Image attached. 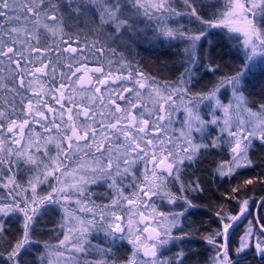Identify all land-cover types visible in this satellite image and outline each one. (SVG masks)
Instances as JSON below:
<instances>
[{
	"label": "snow or ice",
	"instance_id": "obj_1",
	"mask_svg": "<svg viewBox=\"0 0 264 264\" xmlns=\"http://www.w3.org/2000/svg\"><path fill=\"white\" fill-rule=\"evenodd\" d=\"M183 3L188 9L186 13H177L171 8L170 0H0V57L8 62L7 80L0 77V89L14 94L13 101H5V107L0 108V167L6 166L7 172L11 173L6 178L0 176V187L7 190V196L0 197V249H2L0 264H60L61 260H64L65 264H93L92 261L77 259L79 256L89 254L92 246L88 241V234L93 228L101 229L113 240L125 239L123 234L127 230L129 243L133 246L127 264H184L183 250L169 259L164 258L161 249L174 241L183 243L189 236L188 233H183L181 217L195 205L187 197L173 195L167 189L168 178L172 177L179 181L181 165L186 160L194 161L201 149L219 148L222 142L228 145L231 159L222 161L217 166V172L221 177L231 176L237 169L253 166V161L249 157L253 142L258 140L264 145V104L260 105L259 112H253L247 107L248 99L245 92L262 70L256 63V57L264 58V0H226V10L218 14L214 12V19L204 18L201 14L202 6L197 4V0H183ZM141 10H144L145 15L149 10H154L153 15L155 13H160L161 16L164 13L188 15L193 22L201 26L196 30L182 31L180 28L163 25L156 33L157 38L185 41L187 46L183 51L187 62L193 66L200 62L197 55L198 46L202 38H206L209 29L226 28L229 33H239L243 36L244 56L231 65V73L218 78L208 93L196 94L189 100L190 103L192 100H214L215 107L221 109L224 114L221 131L227 133V138L220 136L210 143H195L192 131L203 133L206 122L187 106L185 107L188 116L185 121L187 130L180 133L187 146L180 147L179 152H176L171 138H163L166 133L163 123L166 117L160 113L168 111L165 108L166 104H175L174 96L188 95L189 90L186 85L191 83L195 75L190 67L185 68L174 85L166 82L163 86H158L154 80L148 83L146 81L151 78L145 77L143 73H137L135 87H122L119 94L109 89L108 102H106L101 88L95 85L107 86L110 80L132 81L133 74L130 71L126 77H113L111 72L105 74L102 67L89 68L85 50L96 54L104 52V47L97 49L93 43L85 44L81 49L69 43L62 50L56 48L58 52L79 56V60L75 61L74 70V65L70 62L66 65L69 72H61L62 80H67L68 83L61 82L58 87L45 88L41 77L51 75L54 80L57 70L56 64L45 55L52 49L38 46L42 38H47L45 33L51 36L69 35L65 29L74 27L83 19L85 23L95 25L92 28L93 32L107 25L112 27L114 34L123 36L133 31L135 18L141 14ZM69 39H71L70 35ZM16 45L21 47L18 48ZM32 53L38 55L33 56ZM59 60L60 57H57V61ZM0 63L3 61L0 60ZM261 64L264 65V59ZM205 67L212 71L219 70V66L205 65ZM94 73H100L102 78L94 80ZM86 85L92 86L91 95H85ZM37 88L40 89L39 92L36 91ZM221 89H231L232 99L228 104L221 103L217 96ZM141 90L148 91L149 98L157 107L150 111L143 103L138 105L129 96L124 95V93L134 94L138 100L143 101ZM26 92H32L36 96L35 102L25 95ZM44 95H53L55 104L60 107L58 109L50 107L44 102ZM76 95L81 97L79 103L74 99ZM16 97L20 98L19 106L15 103ZM117 100L125 101L127 107L122 108ZM65 101L72 104V107L66 108ZM96 101H99V106L108 108L109 111L105 113L94 110L97 107ZM40 106L53 114L52 119H49ZM9 108L11 113L8 111ZM138 108L143 111L139 114L133 112V109ZM232 111L247 113V120L241 118L235 131L232 130ZM145 114L155 118L145 119ZM19 116L25 118L19 120L14 118ZM97 116L104 118L99 123L101 129L99 132L97 127L93 126L96 123L94 118ZM56 117L59 118V122ZM29 118L31 123L41 124L42 127L44 122H47L51 127L44 128L46 132L50 133L53 128L57 132L56 137L49 135L42 143L39 139L31 138L26 142L27 148H35L36 153L41 154L40 157L27 151L21 143L25 140L26 130L31 129ZM109 118L114 122L105 125L104 121ZM122 121L125 122L123 126ZM218 121L219 118L213 116V119L207 123L217 124ZM194 123L198 124L195 129H193ZM107 131H110L112 136L123 137L124 144H117L115 150L111 143L106 144L105 141L109 140V136L105 135ZM153 133L159 135L151 138ZM5 136L10 139L12 145L17 146L16 149L7 145ZM53 143L56 147V155L50 156L47 145ZM169 145L172 147H168ZM41 148L44 149L42 153ZM80 153H83V157L91 154L96 167L81 162L70 169L64 163L65 160H73V157ZM96 153H100L101 157L107 154V159L101 163V159L95 157ZM20 161L30 165L29 170L35 172V175L29 176L25 185L17 181L12 167L14 164L18 165ZM138 162L145 163L143 180L136 192L125 196L118 180H122L129 173H132L133 180H136L134 167ZM148 163L152 164L150 173L147 168ZM49 178L55 183H51ZM99 180L111 181L108 187L115 189L117 197L113 199L112 206L119 207L123 202H127L129 209L127 225L115 212L108 215L100 212L97 219L94 207H87L91 196L87 185L95 184ZM254 182L258 181L248 179L244 183L251 185ZM45 183L50 190L46 194H41L37 189ZM190 187L192 191L202 190L198 182ZM186 190V186L181 183L180 191ZM233 192H238V189L234 188ZM159 195L167 198L170 204L183 200V210L171 213L158 212L149 204L151 211L147 214L139 211L141 204H147L152 197ZM73 197L77 198L75 202L80 206L81 212L93 213L91 219L85 220L68 210L67 205ZM52 205L61 206L66 213L64 219L72 225L65 230L64 238L59 240L55 248L47 241L42 242L35 238L40 232L43 217L47 215L49 206ZM261 206H264V198ZM248 212L249 201L243 200L238 215L216 214L222 223V228L204 238L214 249V255L210 258L211 264H241L249 251H252L261 264H264V223H260L259 219L255 225L250 221L249 226L240 236L238 246L231 247L230 230H234L235 222ZM109 216L111 219L108 218ZM13 221H19L20 228L9 236L11 230L8 225ZM152 224L156 226L153 227ZM138 225L144 226L138 227ZM173 229L183 234L173 235ZM216 237H220L221 240L217 241ZM42 243L45 251L36 255ZM95 250L104 255L110 252L111 248H101L97 245ZM65 251H70L72 255L65 257ZM95 264H108V262L100 260Z\"/></svg>",
	"mask_w": 264,
	"mask_h": 264
},
{
	"label": "trees",
	"instance_id": "obj_2",
	"mask_svg": "<svg viewBox=\"0 0 264 264\" xmlns=\"http://www.w3.org/2000/svg\"><path fill=\"white\" fill-rule=\"evenodd\" d=\"M197 4L202 6L201 14L204 18L212 19L214 18V12L218 14L225 9L226 0H197ZM209 5H215V7H209ZM170 6L175 9L177 13H186L188 11L183 0H170ZM153 12L154 10H149L148 14L145 15L144 10H141V14L135 18V28L133 31L131 33H125L123 36L114 34L112 27L107 25L102 29L93 32L92 28H94L95 25L87 24L83 19H81V21L74 27L65 29L66 33L71 36V39H69V35L51 36L50 34L45 33L47 38H42L41 44L38 46L41 48L50 47L52 49L50 53H46L45 55H47L52 63L57 66L54 80L51 75L41 77L45 84V88L47 89L53 86L58 87L61 82L68 83L67 80H62L61 72H69L66 65L70 62L73 63L74 70L76 66L74 60L75 54L58 52L56 51V48L59 47L62 50L69 43H71L73 47L81 49L85 44L91 45L93 43H95L97 49L104 47V52L96 54L85 50L88 57L86 63L89 68L102 67L105 74L111 72L113 77H126L129 75L130 71L133 74L132 81H115L114 83H109L107 87H115V84H117L119 89L124 86L133 88L135 87L134 81L137 73H143L145 77L151 78V80H148V83H151L152 80H154L157 82L158 86H163L166 82L170 85H174L177 79L180 78V74L184 72L185 68L190 67L195 73L192 77L191 83L186 85L190 97L196 96V94L208 93L218 81V78L230 74L231 65L238 62V58L242 59L244 56L241 48L242 45H240L237 35L230 34L223 29L220 30L219 28H213L208 30L206 38H202L200 45L198 46L197 55L200 62L194 66L190 65L187 62V57L183 51L187 46L185 41L179 39L169 41L163 37L157 38L156 33L163 25L172 28H180L182 31L189 29L196 30L201 26L193 22L192 18L188 15L177 16L175 14L164 13L163 16H161L160 13H155V15H153ZM29 27H31V24H29ZM77 36L79 37L78 40ZM233 37L236 38L234 39ZM33 44H35V41H33ZM16 47L19 48L21 46L16 45ZM32 55L36 56L38 54L32 53ZM57 57H60L59 61H57ZM262 59L264 58L256 61L257 65L260 66L262 70L248 85V90L245 92V96L248 99L247 107H250L254 111L260 110V105L264 104V65L261 64ZM0 60L3 61V63H0V69H3V71H0V77H4L5 80H7L8 62L3 57H0ZM205 65H211L213 67L219 66V70H209ZM49 72L51 73V69H49ZM93 78L95 80L102 78V76L100 73H94ZM103 86L104 85H102V87ZM103 88L105 89V87ZM36 91L39 92L40 89L37 88ZM226 91L227 89H221L220 92L217 93L218 98H220L222 102L226 99ZM145 92L147 93L148 91L141 90V95ZM125 94L127 93H124V95ZM25 95L33 99L35 102L36 96L32 92H26ZM65 95H68L67 90H65ZM147 95L148 98L142 95L143 101L138 100L134 94H131L130 99L138 105L143 103L146 108L151 111L155 107L152 106L153 102H151L148 93ZM13 96V93L0 89V108L5 107V101H13ZM105 97L107 100L106 95ZM52 99L53 95H44V102L50 107H52ZM74 99L78 103L81 101H78L76 96ZM124 102L125 101L117 100V103L120 105L122 104V108L127 107L126 102L125 105H123ZM15 103L19 106V97L15 98ZM84 103L86 104L87 102L85 101ZM69 105L72 107V104L69 103L67 106ZM96 105L97 107L94 110L105 112V108L99 106V101H96ZM40 107L41 110L45 111L46 115L49 116V119H52L53 114L48 113L42 106ZM107 110L109 111L108 108ZM8 111L11 113V108H9ZM140 111H143V109H133V112L137 114H139ZM183 113L184 110L180 108L177 109L176 113H173V126L179 127L184 125L185 118L183 117ZM165 114L167 115V112ZM14 118L19 120L25 117L19 116ZM66 118L67 117H65V119ZM144 118L151 119L147 114H145ZM154 118L155 117L153 116V119ZM29 119L31 129L26 130L25 140L21 143L25 146L27 151L40 157L38 153H36L35 148H27L26 141L29 140L30 135L36 134V136L39 137L43 136L45 133H49L46 132L44 128L51 126L47 124V122H44V126L42 127L41 124L31 123V118ZM57 122H59V119H57ZM109 122L114 121L110 120ZM107 123L108 122L106 121L105 125ZM98 130L97 127V131ZM217 131V126L215 124L206 123L203 133L196 132L195 130L192 131V138L194 137L193 141L210 143L214 138L220 136L227 138L226 135L223 133L219 134ZM107 132L110 133V131ZM50 133L53 137L57 136V132L54 128ZM4 139L8 146L16 149L17 146L12 145L7 136H5ZM105 143H111L114 150L116 149L117 144H119L118 141H111L110 139L105 141ZM123 144L124 141L123 143H120V145ZM249 157L253 161L252 167L240 168L231 176L221 177L217 172V166L222 161H228L231 159L228 145L222 142L221 147L219 148H209L207 150L201 149L194 161L186 160L184 164L181 165L179 181L172 177L168 178L167 189L173 195L187 197L195 207L189 208L184 216L181 217L183 233H188L189 236L183 243L174 241L162 248L161 252H163L164 258L172 259L178 252L183 250L185 253L184 264H211L210 258L214 255V249L204 238L211 236L215 231L222 228V223L217 217V213H220L221 216H233L237 213L239 214L241 202L243 200L249 201V212L245 214L241 221L242 223L237 225L234 230H231V247L235 248L238 246L240 235L242 234L241 231L246 222L251 221L253 225H255L257 219H259L260 223H264V206H261L262 198H264V145H262L260 141L256 140L253 142V147L249 151ZM12 167L17 181L22 185L26 184L29 176L35 175L34 171L29 170L31 166L24 164L23 161H20L18 165L14 164ZM8 175H11V173L7 172L6 166L0 167V176L6 178ZM127 177L128 176H125L119 181L125 183L128 179ZM248 179H254L258 182L246 185L244 182ZM49 180L52 183V178H49ZM196 182L199 183V187L202 190H191L190 186H194ZM181 183L186 186V191H180ZM46 184L47 183L40 185L37 191L41 194H46L47 191L50 190L49 187L45 189ZM129 187L130 185L128 183L125 188L128 189ZM234 188L238 189V192L234 193ZM87 190L91 193L89 198L91 207H94L95 205H103L102 207H105V204L116 194V192L105 185V182H101V180L95 184L87 185ZM4 196H7V190L0 187V197ZM157 203L160 206L159 212H168L169 208L171 212H179L182 211L184 207L183 200H179L175 204H170L169 202L164 203V201H157ZM49 208L50 210L47 215L43 217L41 222L40 232L35 238L42 242L47 241L49 245L54 247L56 241L64 233L61 227L64 222L62 214L63 210L59 205H52L49 206ZM238 226H242L241 229H239ZM8 227L11 230L8 234L10 236L11 233L19 230L20 222L13 221ZM183 233L177 229H173V235H182ZM216 239L217 241L221 240L220 237H216ZM88 241L92 246L89 254L79 256L77 259L92 261L93 264L100 260H105L108 264H125L133 251V246L129 243L128 238L123 240H113L99 228H93L90 230ZM97 245L101 248H111V251L101 255L95 250V246ZM44 251L45 249L42 243L39 246L36 255H39L40 252ZM241 264H261V262L252 251H249L248 256L241 261Z\"/></svg>",
	"mask_w": 264,
	"mask_h": 264
},
{
	"label": "rangeland",
	"instance_id": "obj_3",
	"mask_svg": "<svg viewBox=\"0 0 264 264\" xmlns=\"http://www.w3.org/2000/svg\"><path fill=\"white\" fill-rule=\"evenodd\" d=\"M224 10H226V9H224ZM223 10V11H224ZM212 19H214V18H212ZM220 30L221 29H223V30H225V31H228L226 28H219ZM230 34H233V35H237V37H238V39H239V42H240V45H242V53H243V55H244V52H245V49L243 48V36L242 35H240L239 33H230ZM83 49V48H82ZM87 55V54H86ZM259 59H261V57L260 56H257L256 57V61L257 60H259ZM74 60L75 61H78L79 60V56H77V55H74ZM146 82H148V81H146ZM109 83H114L113 81H111L110 80V82ZM109 85V84H108ZM161 86V85H160ZM95 87H99V88H101V90H102V94L105 96H108V90L109 89H111V90H113V91H115V92H117V94H119V91L122 89V88H120L119 89V87H118V85L117 84H115V87H107V86H103V87H105V89L102 87V85H99V84H96L95 85ZM124 87H127V86H124ZM85 88L87 89V91L85 92V95H91L92 94V86H85ZM162 91H163V89H162ZM148 93V92H147ZM147 93L145 92V93H142V95L143 96H146L147 98H148V95H147ZM226 93H227V96H226V99H225V101L224 102H222V100L219 98V100L221 101V103H223V104H228L229 103V101L232 99V92H231V89H227V91H226ZM165 95L167 94V93H164ZM206 94V93H205ZM129 96V98L131 97V95L129 94V93H127V94H125V96ZM190 93H188V95H184V96H182V97H180V96H174L173 97V99L175 100V104H166L165 105V108L168 110L167 111V115L165 114V113H163V115H165V117H166V120H165V128L167 129V132H169V134H168V137L167 138H171V140L173 141V145H175V148H174V151H176V152H179V150H180V147H186L187 145L186 144H184V138L183 137H181V135H180V133H181V131H186L187 130V124L186 123H184V125L183 126H179V127H176V126H173V124H174V120L172 119L173 117H172V115H173V113H176L177 112V109L178 108H180V109H182V110H184V113H183V117L185 118V121L188 119V116H187V113H186V111H185V107L187 106V107H189V108H192V110L194 111V112H196V113H198V115H199V117L203 120V121H205L206 123L208 122V121H211L212 119H213V116H216V117H218L219 118V121H218V123L217 124H215L216 126H217V132L220 134V133H223L224 135H226L227 136V133L226 132H222L221 131V129L223 128V120H224V114H223V112H222V110L221 109H219V108H216L215 107V101L213 100V101H209V100H199V101H197V100H194V101H192L191 103L190 102H187V101H189L190 100ZM193 97H195V96H193ZM106 98V97H105ZM76 99L79 101V100H81V97H80V95H76ZM122 101V100H121ZM106 102H108L107 100H106ZM151 102H153L152 100H151ZM162 102V101H161ZM65 103V107L67 108V107H71L70 105L69 106H67L69 103L67 102V101H65L64 102ZM234 103V102H233ZM204 104V105H203ZM122 105V104H121ZM123 105H125V102H124V104ZM152 106H154V107H156V105H154V103H152ZM151 106V107H152ZM52 107H54V108H56V109H58L59 107H60V105H57V104H55V100H54V98L52 99ZM248 108H250V107H248ZM251 109V108H250ZM252 110V109H251ZM253 112H259L260 110H257V111H254V110H252ZM108 112V110H107V108H105V113H107ZM66 117V116H65ZM231 118H232V123H233V131H235V129H236V125H237V123L239 122V120L241 119V118H243V119H245V120H247V113L246 112H242V111H232L231 112ZM56 119H59L58 117H56ZM81 119H83V117H81ZM95 120H96V123L95 124H93V126L94 127H98V132L99 131H101V129H100V127H99V123H100V121L101 120H103L104 118L103 117H100V116H97V117H95L94 118ZM151 119H153V116H151ZM111 120V118H109V120H106L107 122H109ZM106 121H104V123L106 122ZM123 123H125V122H123L122 121V126H123ZM198 126V124H193V129H195V127H197ZM106 135H108L109 136V139L112 141V140H114V141H118L119 142V140H120V136H112L110 133H105ZM49 135H51V133H45L43 136H36V134L35 135H30V138L31 139H33V140H37V139H39L40 140V142L42 143L43 142V139H45L47 136H49ZM156 136H158V135H156ZM29 138V139H30ZM194 138V137H193ZM194 140V139H193ZM28 141V140H27ZM26 141V142H27ZM195 142V141H194ZM195 143H200V142H198V141H196ZM120 144V143H119ZM27 145V144H26ZM142 147H143V144H142ZM168 147H172V145H169ZM47 149H48V153H49V155L50 156H55L56 155V147H55V144L53 143V144H49V145H47ZM121 150H123V149H121ZM44 151V149L43 148H41V153ZM38 155L39 156H41V154L40 153H38ZM81 157H83V153H80V154H78V155H76V156H74V158H73V160H71V162L69 161V160H65L64 161V163L66 164V165H68L69 166V168L71 169V168H74L75 166H76V164L77 163H81V162H83V163H86V164H88V165H91L92 167H96V165L93 163V156L90 154L89 156H87V157H83V159H81ZM95 157H97V158H100L101 159V163H103L106 159H107V154H105L103 157H101L100 155H99V153H96L95 154ZM45 162H47V161H45ZM115 162V161H114ZM123 168V165L121 164V169ZM147 168H148V170H149V173L151 172V169H152V164L151 163H148L147 164ZM144 171H145V163L144 162H138L136 165H135V167H134V173H135V176L137 177V179L136 180H133V178H132V173H129L127 176V180H126V182L125 183H122V182H120L119 180H118V184H119V187L122 189V191H123V195H125V196H130V195H132V193H134V192H136L137 191V189H138V187H139V185H140V183H141V181L143 180V175H144ZM62 179H68L67 177H62ZM97 182H99V181H97ZM101 182H105V185H107L108 186V184L109 183H111V181L110 180H108V181H104V180H101ZM52 183H55V181L53 180L52 181ZM128 183H129V185H130V187L128 188V189H126L125 187L128 185ZM89 185H92V184H89ZM46 188L45 189H47L49 186H48V184H46V186H45ZM114 192H116L115 191V189H112ZM117 197H116V194L113 196V198L112 199H110L106 204H105V206H107V207H102L101 205H95L94 207V211H95V213H96V215H97V219H98V215H99V213L100 212H104L105 213V215H108L109 213H111V212H115L116 213V215L117 216H120V217H122V222L125 224V225H127V216H128V212H129V209H128V205H127V202L125 201V202H123L119 207H115V206H112V201H113V199H116ZM76 197H73V199H72V201L67 205V207H68V210L69 211H72V212H74L75 213V215H77V216H80L81 218H83V219H85V220H87V219H91L92 218V216H93V213H91V212H81L80 211V206H78L77 204H76ZM157 201H164V203H167L168 202V200H167V198H164L162 195H159V196H156V197H152L151 198V200H149V201H147V204H141V206H140V208H139V211H141V212H144L145 214H147L149 211H151V208H149L148 207V205L150 204V205H152V206H154L155 207V209L159 212V208H160V206H159V204L157 203ZM91 205V202H89L88 204H87V207H91L90 206ZM240 205V204H239ZM99 206H101V207H99ZM61 207V206H60ZM61 209L63 210V212H62V214H63V223H62V225H64V227H62V229H63V231H64V233H65V230L66 229H68V228H71L72 227V225L68 222V221H66L65 219H64V217H65V215H66V213H65V210L61 207ZM169 210V211H168ZM168 210H165V211H168V212H164V213H171V211H170V208L168 209ZM173 212V211H172ZM109 219H111V217L109 216L108 217ZM243 218H244V216H243ZM243 218H242V220H243ZM135 219H139V217H135ZM149 223H151V221H149ZM144 225H138V227H143ZM152 226L153 227H155L156 225L155 224H152ZM249 226V222H246V224H244V227H243V229H242V231H241V235H243V233H244V231H245V229H246V227H248ZM242 227V226H241ZM241 227H239L238 226V228L239 229H241ZM64 233L62 234V236L56 241V243H55V245H54V248H55V246H57L58 245V242H59V240H62L63 238H64ZM138 234V233H137ZM124 236H125V238L127 239H129V234L127 233V230L125 231V233L123 234ZM240 235V236H241ZM68 248L70 249L71 248V245L69 244L68 245ZM72 255V253L70 252V251H65V253H64V256L65 257H69V256H71ZM78 258V257H77ZM60 264H65V261L64 260H61V262H60ZM125 264H127V263H125Z\"/></svg>",
	"mask_w": 264,
	"mask_h": 264
},
{
	"label": "flooded vegetation",
	"instance_id": "obj_4",
	"mask_svg": "<svg viewBox=\"0 0 264 264\" xmlns=\"http://www.w3.org/2000/svg\"><path fill=\"white\" fill-rule=\"evenodd\" d=\"M168 134H169V132H167V129H166V133H165V136L163 138H167L168 137ZM156 135H159V134L158 133H153V135H152L151 138H155ZM123 141H124V138L121 137L120 140H119V143H123Z\"/></svg>",
	"mask_w": 264,
	"mask_h": 264
},
{
	"label": "water",
	"instance_id": "obj_5",
	"mask_svg": "<svg viewBox=\"0 0 264 264\" xmlns=\"http://www.w3.org/2000/svg\"><path fill=\"white\" fill-rule=\"evenodd\" d=\"M237 215H238V214H237ZM242 218H243V216L240 218L239 221H236V222H235V225H240ZM230 232H231V230H230Z\"/></svg>",
	"mask_w": 264,
	"mask_h": 264
}]
</instances>
